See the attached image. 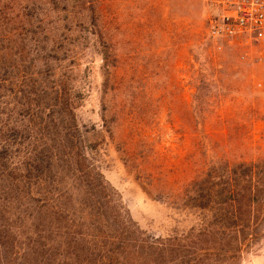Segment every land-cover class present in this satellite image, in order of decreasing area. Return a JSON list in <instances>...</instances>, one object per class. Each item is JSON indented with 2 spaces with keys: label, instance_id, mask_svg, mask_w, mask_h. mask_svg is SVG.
<instances>
[{
  "label": "rangeland",
  "instance_id": "1",
  "mask_svg": "<svg viewBox=\"0 0 264 264\" xmlns=\"http://www.w3.org/2000/svg\"><path fill=\"white\" fill-rule=\"evenodd\" d=\"M239 56L202 0H0V264H54L39 228L103 264L116 227L138 264H264V222L235 237L215 205L227 163L264 162V63Z\"/></svg>",
  "mask_w": 264,
  "mask_h": 264
},
{
  "label": "trees",
  "instance_id": "2",
  "mask_svg": "<svg viewBox=\"0 0 264 264\" xmlns=\"http://www.w3.org/2000/svg\"><path fill=\"white\" fill-rule=\"evenodd\" d=\"M225 183L224 185L228 187V190L224 189L218 197V201L215 203L217 207H219V211L221 212L222 218L225 220L236 219L241 223V225H234L233 227H223V231L225 233L229 232L230 229H233V233L235 237H239L242 239H251L253 237V231L257 226L251 224L253 221L261 223L264 222V162H249V163H227L224 168ZM38 179V184H39ZM231 182V183H230ZM19 187H17V191L23 195L24 192L20 190L21 188L27 192L31 184L32 180L30 177H24L21 181H19ZM26 193V192H25ZM61 210L58 209L57 212L54 213V222L59 218L61 219ZM231 213V214H230ZM231 215V216H229ZM102 217V216H101ZM116 219V223L119 221L116 216L113 215ZM40 218H38V222ZM32 225V222L29 221ZM46 226L49 229H52L51 234L55 230L54 223H46ZM34 226V225H33ZM255 226V227H254ZM124 228L127 227H116L115 233L113 235H109L107 233L105 236L109 240V250H101L100 260H105L103 264H138L139 258L137 257V252L135 251L133 254L127 251V247L129 246L128 238L125 237L126 233ZM45 228L37 229L35 231L34 236L36 237L35 243L42 244L41 249L44 251L45 258L54 264H58L56 260V256H58V251L53 252V245L51 242L47 241L45 236ZM60 231V230H58ZM57 231V232H58ZM48 232V231H46ZM56 232V231H55ZM118 242V244H117ZM57 244V243H55ZM117 248L121 249L120 252L116 253L115 250H111Z\"/></svg>",
  "mask_w": 264,
  "mask_h": 264
},
{
  "label": "built area",
  "instance_id": "3",
  "mask_svg": "<svg viewBox=\"0 0 264 264\" xmlns=\"http://www.w3.org/2000/svg\"><path fill=\"white\" fill-rule=\"evenodd\" d=\"M212 47L240 51L239 59L264 63V0H202Z\"/></svg>",
  "mask_w": 264,
  "mask_h": 264
}]
</instances>
